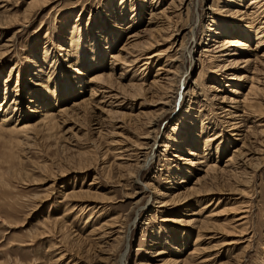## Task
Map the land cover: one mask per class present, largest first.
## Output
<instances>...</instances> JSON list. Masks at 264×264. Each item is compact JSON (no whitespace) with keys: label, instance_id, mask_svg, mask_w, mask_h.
I'll list each match as a JSON object with an SVG mask.
<instances>
[{"label":"rangeland","instance_id":"1","mask_svg":"<svg viewBox=\"0 0 264 264\" xmlns=\"http://www.w3.org/2000/svg\"><path fill=\"white\" fill-rule=\"evenodd\" d=\"M182 1L0 0V264H264V43Z\"/></svg>","mask_w":264,"mask_h":264},{"label":"bare ground","instance_id":"2","mask_svg":"<svg viewBox=\"0 0 264 264\" xmlns=\"http://www.w3.org/2000/svg\"><path fill=\"white\" fill-rule=\"evenodd\" d=\"M234 1H236V0H230L231 3H233ZM31 4L32 3H30V5ZM190 4H192V0H184V1L181 2L180 5H181V8H185L184 10L186 12H188ZM238 6H242L241 3L238 4ZM241 8H242L241 10H236V11H234L233 9L230 8L227 11L228 14L227 13L226 14H227L228 18L231 17V19H233V21H231V19H226V21H223V22H219L218 20H215L214 11L212 12V9H211L210 13L212 14V16L211 17L209 16L211 20H210V23L206 27L208 32H211L212 28H214V32L218 31V34L214 33V35L217 38L216 37H213V38H214V40L215 39L219 40L217 42H220L221 46H223L224 48L225 47L226 48H233L232 50H229L227 52V54H225V56H227V58H228V60H225V62L227 61V63L228 62H233L235 60V59L230 60V58L241 56L242 54L246 55V57L243 58L242 63L243 62L245 64L247 62L249 63V61H252L249 58L251 55H253L251 52H256V49L258 47H260L261 44L264 43V0H248L247 4L245 6H243V7H241ZM226 14H225V16H226ZM206 18H208V17H206ZM189 34H191V33L189 32ZM244 38L247 40L248 43H250L251 40L255 41V47H252V46L248 45V43H246V42L244 44L243 43L244 42ZM208 40H211V39H208ZM217 42H215V43L217 44ZM105 44H108V42H105ZM180 48H181L180 51H182L181 56H183V52H184V49H185V44H183V42L180 43ZM144 49L146 50V48H144ZM145 50L140 52L139 57H135L134 56L135 58H134L133 62L138 61L139 59H141V57H144V55H146V54H144ZM202 52L203 53H207L208 52L207 48L204 49ZM2 54L3 53H1V55ZM188 54H190V53H188ZM116 57L117 56H112L110 59L116 60ZM157 57H158L157 54L156 55L152 54L150 56H145V58H143L140 61L142 63L140 64L139 70L140 69L143 70L142 68L146 69L147 66L150 65L151 60H153L154 58H157ZM117 59H119V58L117 57ZM236 62H238V61H236ZM139 70L137 72H141V70L140 71ZM123 72H125V71H123ZM95 75H93L92 77H88L90 79L88 81V85L87 86L85 84L86 81L84 82V80H82V78H81L79 81H77L78 82L77 83V86H78L77 88L78 89H82L81 91L84 92V91H86L85 88L87 87V91H88L90 96L96 95V93L99 92L100 89H104V83L103 82L104 81L105 82L108 81V80L106 81V79H108L109 74L106 73L105 75L104 74H102V75L98 74L97 76H95ZM120 76H124L123 73H121ZM40 80H42V79H39V81H35L34 85H37V86L41 85L42 86L43 82H41ZM107 87L109 88V86H107ZM245 91H246L245 94H243V93L241 94V93H238L239 91L236 89L234 91V93H233L234 95H238L239 94L241 96L242 100L240 102H242V104L246 100L250 101V100H248L249 99L248 97H249V94L252 92V85H250L247 88V90H245ZM15 101L16 100H14V102ZM15 104H16V102H15ZM245 104H243V105L246 106ZM3 106L5 107V110H1V112L5 113V112H7L9 106H7L6 104H3ZM246 108H247V106H246ZM13 110H15V109H13ZM32 112H37V111L32 110ZM241 112L243 113V111H241ZM44 113H45V115L47 114L46 112H44ZM42 115H44V114H42ZM46 117H47V115H46ZM9 121H11L10 120V115L8 116L6 114H3L1 116V118H0V125H5V123H7ZM215 149H216L215 152L218 153L219 152V147L216 146ZM228 160H231V157ZM232 160H233V158H232ZM143 164L145 165L144 162H143ZM207 169L210 170V171H213L212 167H209ZM244 220H245V216L244 215H241V217L239 219H236L237 222H241V221H244ZM156 256L158 258L157 260H161L162 261L161 264H186V262H187V259L184 260V261H180L178 263H177V261H168L167 259H170V258H166L167 257V252H165V251H160ZM164 256H166V257H164Z\"/></svg>","mask_w":264,"mask_h":264}]
</instances>
